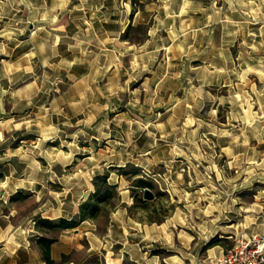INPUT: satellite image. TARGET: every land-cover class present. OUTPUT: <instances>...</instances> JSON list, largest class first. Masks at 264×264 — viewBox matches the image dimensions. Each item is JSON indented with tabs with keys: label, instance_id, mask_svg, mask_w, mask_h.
Returning <instances> with one entry per match:
<instances>
[{
	"label": "rangeland",
	"instance_id": "374dc122",
	"mask_svg": "<svg viewBox=\"0 0 264 264\" xmlns=\"http://www.w3.org/2000/svg\"><path fill=\"white\" fill-rule=\"evenodd\" d=\"M154 143L162 161L146 164ZM0 160L1 188L30 194L3 204L17 225L99 167L132 196L136 178L156 184L137 219L189 203L217 216L193 225L218 222L227 251L264 234V0H2ZM168 166L171 193L151 178ZM117 207L118 187L97 234ZM87 248L67 264H105Z\"/></svg>",
	"mask_w": 264,
	"mask_h": 264
},
{
	"label": "crops",
	"instance_id": "0c3cea01",
	"mask_svg": "<svg viewBox=\"0 0 264 264\" xmlns=\"http://www.w3.org/2000/svg\"><path fill=\"white\" fill-rule=\"evenodd\" d=\"M61 8L62 6H59L58 10ZM157 145L154 143L142 152L147 156L144 163L147 164L152 159L162 161L157 152ZM169 166L162 173H153L151 178L162 190L170 192L173 184L170 180ZM92 169L86 170L87 181L83 185L75 183L77 185L74 195L58 198L57 202H53L56 198L51 197L42 205V208L47 206L45 210L41 208L33 215H41L47 219L75 217L79 206L94 192L93 178L101 173L99 167ZM80 171L82 174L81 169ZM81 174L79 175L82 178L84 175ZM8 180L3 181L4 185ZM109 183L119 188L121 204L128 207L134 204V198L125 179L112 173ZM17 189L18 187L3 190L0 181V264H46L40 252L36 253L31 249L30 238L41 235L33 224L30 225L31 217L17 225L12 223L11 218L14 214L10 212L8 215L3 210V204ZM206 215L202 210H191L189 203H183L182 209H175L165 216L163 221L150 222L146 218L137 219L129 213L127 207H117L109 216L108 229L104 235L96 233L94 221L84 220L76 227L62 230L58 234V241L51 247V256L55 260H60L63 254H69L75 248L81 249L84 237L88 241L87 253L95 255L104 251L105 264H124L127 258L134 264H213L225 255L227 248L223 244L207 247L210 240L220 231L218 222L203 221L194 226L192 221L205 217H213V220H216L217 216ZM158 250L169 254L161 255Z\"/></svg>",
	"mask_w": 264,
	"mask_h": 264
},
{
	"label": "trees",
	"instance_id": "16d2710c",
	"mask_svg": "<svg viewBox=\"0 0 264 264\" xmlns=\"http://www.w3.org/2000/svg\"><path fill=\"white\" fill-rule=\"evenodd\" d=\"M134 11L136 12L137 9H135ZM123 39H128L127 34L123 36ZM129 174L130 176L134 177L139 175V172L133 171ZM109 175L110 171L105 174H99L95 177L94 192L89 196V198L85 202H83L79 206L78 214L72 219L61 217L58 219L38 218L36 220L35 228L39 233H41L40 236L36 237V243L41 254V258L46 264H67L70 261L69 254H63L60 260H55L52 258L51 247L54 243L58 241V237L50 234L58 235L62 230L76 227L79 223L84 220L96 221L100 216L103 215L105 206L111 204L113 199H115L117 186L112 185L108 182ZM132 186V191L134 192V204L130 207L125 204H121V206L127 207L129 213H132L135 208H140L144 211H147L151 202L143 198V191L144 189L148 188L155 192L156 184L152 180L139 177L134 180ZM137 190L138 192H136ZM155 194L156 196L158 195V193ZM29 195L30 194L18 192V194L16 196H12L10 200L14 201L18 198L24 199L27 198ZM149 219L150 222L156 221L151 219L150 217ZM163 219L157 221L161 222L163 221ZM219 244H221L220 239L218 237H215L210 240V242L207 244V247H212Z\"/></svg>",
	"mask_w": 264,
	"mask_h": 264
},
{
	"label": "built area",
	"instance_id": "2783aa9c",
	"mask_svg": "<svg viewBox=\"0 0 264 264\" xmlns=\"http://www.w3.org/2000/svg\"><path fill=\"white\" fill-rule=\"evenodd\" d=\"M213 264H264V234L240 238L234 247Z\"/></svg>",
	"mask_w": 264,
	"mask_h": 264
},
{
	"label": "water",
	"instance_id": "95a60500",
	"mask_svg": "<svg viewBox=\"0 0 264 264\" xmlns=\"http://www.w3.org/2000/svg\"><path fill=\"white\" fill-rule=\"evenodd\" d=\"M143 198L147 201H152L155 199V194L152 190L146 188L143 191Z\"/></svg>",
	"mask_w": 264,
	"mask_h": 264
}]
</instances>
